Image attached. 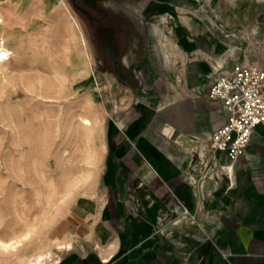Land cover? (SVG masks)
Instances as JSON below:
<instances>
[{
  "label": "crops",
  "instance_id": "obj_1",
  "mask_svg": "<svg viewBox=\"0 0 264 264\" xmlns=\"http://www.w3.org/2000/svg\"><path fill=\"white\" fill-rule=\"evenodd\" d=\"M148 9L168 16L170 42L128 51L133 84L112 87L122 106L107 125L99 202L83 198L50 229L65 247L41 264H264V121L232 162L209 147L228 114L207 97L216 63L247 55L264 67V0L229 14L222 1L210 10L202 0H146ZM169 49L176 79L161 65ZM145 63L153 75L142 90L132 73Z\"/></svg>",
  "mask_w": 264,
  "mask_h": 264
},
{
  "label": "rangeland",
  "instance_id": "obj_2",
  "mask_svg": "<svg viewBox=\"0 0 264 264\" xmlns=\"http://www.w3.org/2000/svg\"><path fill=\"white\" fill-rule=\"evenodd\" d=\"M219 1L229 14L242 0L202 3L212 10ZM145 5L146 0H0V43L13 58L6 64L8 78L0 74V238L30 230L21 256L0 254V264H25L18 258L34 260L45 250L51 258L59 254L64 243L51 238L50 229L79 211L83 198L98 204L107 125L122 106L114 109L112 87L133 84L126 55L130 49L134 57L140 49L153 54L161 40L170 42L168 16L162 9L146 14L151 10ZM163 52L161 65L171 75L173 66L174 78L176 56ZM132 75L144 90L151 64ZM74 112L83 121L91 118L90 133L77 118L60 122L61 114Z\"/></svg>",
  "mask_w": 264,
  "mask_h": 264
},
{
  "label": "built area",
  "instance_id": "obj_3",
  "mask_svg": "<svg viewBox=\"0 0 264 264\" xmlns=\"http://www.w3.org/2000/svg\"><path fill=\"white\" fill-rule=\"evenodd\" d=\"M216 67L207 97L222 104L228 120L212 132L209 147L226 153L234 162L264 121V67L249 61L247 55L229 68H221L220 63Z\"/></svg>",
  "mask_w": 264,
  "mask_h": 264
},
{
  "label": "bare ground",
  "instance_id": "obj_4",
  "mask_svg": "<svg viewBox=\"0 0 264 264\" xmlns=\"http://www.w3.org/2000/svg\"><path fill=\"white\" fill-rule=\"evenodd\" d=\"M2 21V20H1ZM3 39V38H2ZM11 55V51H9V49H7L2 43H0V74L2 73L3 78L7 79L8 78V69L6 68V64L12 61V56ZM19 55L21 56H27V53L25 51H20ZM14 57V56H13ZM20 60V58L18 59ZM18 62V61H17ZM77 66V71L81 70V68L79 67L78 64H75ZM4 83L2 82L0 85V89H4ZM58 95H62V91L58 90L57 91ZM63 96V95H62ZM87 114L89 110H86ZM79 116H81L80 114L77 113H66L65 115L61 114L60 115V122L61 120H63L64 118L69 121L72 120L73 118H77L78 121L80 122V124H82L84 127V129L86 130L87 133H90V130L92 128V120L90 117L85 116V120L83 121V119H79ZM90 116V114H89ZM93 116V115H92ZM30 234V230H25L23 233L21 234H11L9 237H7L6 239H2L0 238V254H8V255H16V256H21L19 255V248L20 245L28 238V235ZM37 256H35L34 260L31 257H27V258H22L19 257V261H24L25 264H41L44 261L50 260L51 259V252L49 250H45L44 252H39L36 254Z\"/></svg>",
  "mask_w": 264,
  "mask_h": 264
},
{
  "label": "trees",
  "instance_id": "obj_5",
  "mask_svg": "<svg viewBox=\"0 0 264 264\" xmlns=\"http://www.w3.org/2000/svg\"><path fill=\"white\" fill-rule=\"evenodd\" d=\"M109 59L105 57V61H108ZM110 72H113L112 70H110Z\"/></svg>",
  "mask_w": 264,
  "mask_h": 264
},
{
  "label": "water",
  "instance_id": "obj_6",
  "mask_svg": "<svg viewBox=\"0 0 264 264\" xmlns=\"http://www.w3.org/2000/svg\"><path fill=\"white\" fill-rule=\"evenodd\" d=\"M176 136V132L173 133V136L172 137H175Z\"/></svg>",
  "mask_w": 264,
  "mask_h": 264
}]
</instances>
